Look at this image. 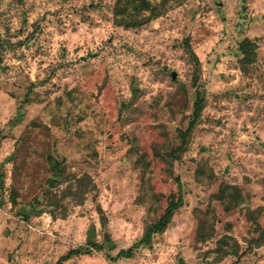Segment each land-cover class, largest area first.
Listing matches in <instances>:
<instances>
[{
	"label": "rangeland",
	"instance_id": "374dc122",
	"mask_svg": "<svg viewBox=\"0 0 264 264\" xmlns=\"http://www.w3.org/2000/svg\"><path fill=\"white\" fill-rule=\"evenodd\" d=\"M147 1L157 16L142 0H0V264H55L86 241L91 222L101 239L97 203L108 214L115 254L141 235L149 207L162 212L178 176L185 204L151 247L114 263L94 253L65 264H264V245L221 261L215 249L229 233L243 250L252 234L246 208L264 209V0ZM127 16L150 18L118 24ZM245 37L258 48L243 69ZM197 88L204 107L184 139ZM49 153L72 177L54 192L74 176L95 182L82 202L67 195L52 205L55 216L33 213L40 196L48 200ZM223 182L246 195L229 213L213 196ZM22 205L32 210L29 219ZM207 208L216 233L196 245L197 210Z\"/></svg>",
	"mask_w": 264,
	"mask_h": 264
},
{
	"label": "trees",
	"instance_id": "16d2710c",
	"mask_svg": "<svg viewBox=\"0 0 264 264\" xmlns=\"http://www.w3.org/2000/svg\"><path fill=\"white\" fill-rule=\"evenodd\" d=\"M145 4V7H151L152 11L149 15L157 16L160 13V10L157 6H152L150 2L147 0H142ZM166 0H162L161 4H165ZM145 18L141 17L137 19L134 16H127L125 18H121L118 20V24L129 26V27H137L145 23L148 20L149 16H144ZM28 21L25 20V23ZM35 29H38L40 26L38 22L34 23ZM182 44L186 50V52L192 57L196 64H198L199 58L196 52L194 51L188 36L182 40ZM240 52L243 54L241 58V66L243 69H246L248 64L255 61L257 57V44L252 38L245 37L239 44ZM196 75L200 73L199 69L196 68ZM197 86V85H196ZM205 103V93L204 91L200 90V88L196 89L195 93V102L193 107V112L191 114L188 126L186 130H180L181 136L183 138H188L191 131L195 127L198 119L201 116L203 107ZM184 131V132H183ZM183 143L180 145L182 148ZM178 147L175 149H171L172 156L176 155L178 157ZM49 158L51 162V176L47 179V184L42 192V195L48 199L44 201L41 196L39 197V206L34 204L33 213L40 214L45 209L54 215V210H52V205H59L61 200L65 198L67 195L72 196L79 202H82L86 194L89 191L95 189V182L93 181L92 177L89 174H84L82 177H75L74 184H69L67 188L59 194L58 192H54L53 187L57 184H60L66 179H70L66 174L65 170V163L63 160L56 158L51 153H49ZM64 164V165H63ZM4 172L0 170V187H4ZM178 181V191L171 192L167 196V203L164 206L162 212L157 213L155 209L152 208L150 210L149 207V215L144 217V226L143 232L141 235L137 236L133 243L128 247L119 248L115 254L112 253L114 249H116V241L112 238L111 231L108 228L109 225V217L106 210L103 208L101 203H97V211L99 213V220L102 226V238H98V231L95 222H91L87 228L86 232V241L84 243L79 244L76 247L70 248L65 253L61 254L57 259L55 264H65L67 260L71 259L74 256H81V255H92L94 253L102 254L106 257V259L110 263L117 262L122 258H133L138 250L143 247H151L154 241L156 240L158 235H161L166 231L169 224L171 223L175 213L185 204V197L182 190V182L180 177L177 178ZM18 191L15 189L12 191V195L10 201L13 206L18 205ZM214 198L219 200L222 203L223 210L227 213L233 211L240 205L242 202L245 201L246 195L244 194L243 190L238 184L234 183H221L219 186L218 191L213 194ZM42 199V201L40 200ZM44 201V202H43ZM41 205V206H40ZM37 207V208H36ZM22 215H24L25 219H29L32 213L27 206L22 205L19 209ZM216 210V209H214ZM210 208L205 210H197V225L195 228V243L196 245L200 243H204L210 239H212L215 235V225L209 221L210 215ZM155 212L157 214H155ZM264 212L262 207L257 208H246L245 215L246 219L251 222V235L245 238L246 247L241 250L240 244L237 239L231 234H224L222 235L217 242L216 251H219L216 259L221 261L226 256L234 255L237 257H243L248 251H252L258 247L264 245V225L260 221V216ZM154 213V215H153ZM233 243V247H226ZM238 259V258H237ZM180 264H187L183 258H180Z\"/></svg>",
	"mask_w": 264,
	"mask_h": 264
},
{
	"label": "water",
	"instance_id": "95a60500",
	"mask_svg": "<svg viewBox=\"0 0 264 264\" xmlns=\"http://www.w3.org/2000/svg\"><path fill=\"white\" fill-rule=\"evenodd\" d=\"M176 76H177L176 72H175V71L172 72V77H173V78H176Z\"/></svg>",
	"mask_w": 264,
	"mask_h": 264
},
{
	"label": "crops",
	"instance_id": "0c3cea01",
	"mask_svg": "<svg viewBox=\"0 0 264 264\" xmlns=\"http://www.w3.org/2000/svg\"><path fill=\"white\" fill-rule=\"evenodd\" d=\"M97 226V225H96ZM97 230H98V228H97Z\"/></svg>",
	"mask_w": 264,
	"mask_h": 264
}]
</instances>
